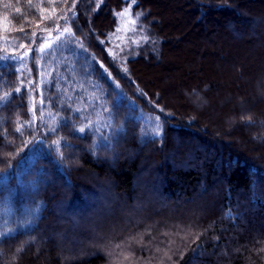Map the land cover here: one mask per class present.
<instances>
[{"label":"trees","instance_id":"obj_1","mask_svg":"<svg viewBox=\"0 0 264 264\" xmlns=\"http://www.w3.org/2000/svg\"><path fill=\"white\" fill-rule=\"evenodd\" d=\"M178 1L0 0V264H264V0Z\"/></svg>","mask_w":264,"mask_h":264},{"label":"rangeland","instance_id":"obj_2","mask_svg":"<svg viewBox=\"0 0 264 264\" xmlns=\"http://www.w3.org/2000/svg\"><path fill=\"white\" fill-rule=\"evenodd\" d=\"M158 2L162 6H160L161 7V9H160L161 11H157L156 10V12H158L157 13L158 15H161V17H162V19L164 21H168L170 18H175V19L178 18V16H179L178 15V9H179V5H180V1H178V0H158ZM258 10H259V8H258ZM137 14H139L138 18H137ZM137 14H134L132 8H130V16L120 17V23H119V27H118L119 30H117V33H116L114 39H117V40L125 43L126 46L123 47V48L131 49L134 46H138L142 42L143 38L147 36V33H148L147 29L140 22V17H141L140 15L141 14L140 13H137ZM131 19H136L135 25L130 23ZM144 28L146 30L143 33V29ZM173 34H176V35L171 37L172 41L170 42L169 45L172 44V45H175V46L177 45L178 46V43H179V40H178V37H177L178 32L173 33ZM132 41H138L139 44L137 45L136 43H133ZM121 50H122V48L118 49L116 46L113 45L112 53H113L114 58L117 55L120 56V57L126 58L127 55L126 56H122L121 54H119L121 52ZM167 59L168 58L165 55V57H164V59H163V61L161 63L165 65L166 62H167ZM152 64L153 63L147 64V65H150V66H147L149 69H147L145 72H143V74L140 75V77H141L142 81L146 84V86L150 90H153L152 86L155 85V86H158L159 89L163 88L164 90H162V91L164 92V91H166L165 86L162 84V78L165 76L164 70H162V68L154 69V67L152 68L151 66H153L155 64H153V65ZM164 97H166L165 94H164ZM33 98H34L33 100H34L35 105H37L38 102H39L38 99H36V97H33ZM87 198L89 199V197H87ZM71 201L74 202L75 198H72ZM92 201H94V200H92ZM101 201H103V200H101ZM82 202L83 203L81 205H78V206H77L78 203L74 202V205H73L74 207L73 206L70 207V210L75 208V207H77L75 209V212L78 215H80V217L83 216V213H82L83 210H86V208L90 207L89 205H86V203L88 202V200H86V197L83 198ZM93 203L96 206L99 205L95 201ZM67 207H69V206L65 205L63 207V209L68 211L69 208H67ZM229 215L230 214H228V216ZM67 217L69 218V215ZM83 218L84 217H82V219ZM106 253H109L107 264H127V263H132V258H131L132 255H130V254L123 255L120 258L119 257L120 254H121L120 252L115 251V252H106Z\"/></svg>","mask_w":264,"mask_h":264},{"label":"snow or ice","instance_id":"obj_3","mask_svg":"<svg viewBox=\"0 0 264 264\" xmlns=\"http://www.w3.org/2000/svg\"><path fill=\"white\" fill-rule=\"evenodd\" d=\"M79 2H80V0H72V4L69 5V7H68V11H74V10H75V9H74V5H75L76 3H79ZM133 2H134V0H133ZM63 3L68 4V0H63ZM117 16H118V17L130 16V7H129V8H126V9H124V10H122L120 13H117ZM138 16H139V14H137V18H138ZM59 19H65V20H66L67 17H59ZM130 23L133 24V25H135V23H136V19H131V20H130ZM54 30H55V31H59V32H61L62 34H63V33L73 34V33H72V29H71L70 27H68V26H61V25H59L58 23L54 25ZM118 30H119V29H118ZM19 31L24 32V31H25L24 27L22 26V27L19 29ZM44 31H47V32H48V36H46V37H42V39L45 40V41H48V43H44V44H42V45L37 49V51L40 52V53L45 52V50H46L47 48H50V46H51V40H50V38H51V32H52V29H45ZM33 36H35V33H33ZM56 39H57V40H60L61 37H60V36H57ZM143 39H144V40H147L148 38H147V37H144ZM132 42H133V43H136L137 45L139 44L138 41H132ZM32 43H35V39L32 40ZM19 47H20V48L27 47V51H25L22 55H20V56L18 57L20 60H23L26 56H28V55L31 53V51H32V47H31V44H29V45L26 46V45L23 44V43L20 44ZM81 48H83V45H82V44H81ZM4 59H7V57H0V60H4ZM16 72L20 73L21 70H20L19 68H17V69H16ZM18 79H19V84H20V86L16 87V89H15V91H16L17 93H19V92L21 91V87H22V86L24 85V83H25L24 80H23V78H22V73H21V76L18 77ZM28 83H33V82H32V81H29ZM9 95H10V93H4L3 96H0V100H4V99H6ZM42 102H43V101H41V103H42ZM33 111H34V109H33ZM53 130H54V129H53ZM84 130H85V129H84L83 127H81V128L79 129L80 132H83ZM17 131H19V129H17Z\"/></svg>","mask_w":264,"mask_h":264}]
</instances>
